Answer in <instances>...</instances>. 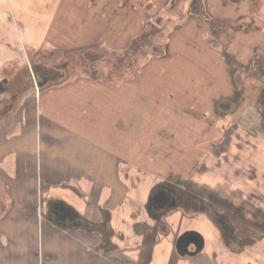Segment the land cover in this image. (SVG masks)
<instances>
[{
  "label": "crops",
  "instance_id": "crops-1",
  "mask_svg": "<svg viewBox=\"0 0 264 264\" xmlns=\"http://www.w3.org/2000/svg\"><path fill=\"white\" fill-rule=\"evenodd\" d=\"M142 1L148 4L147 0ZM202 1L208 6L211 15L227 19L230 23L229 32L233 36L228 54L244 63L255 52L264 55V0H258L255 8L250 6L252 0H242L238 4L220 0L223 3H216L217 7L214 6L215 1ZM105 3V0L86 1L89 11ZM155 3V6L157 3L160 5L157 8L159 13L169 6L170 0H162V5L160 0H155ZM76 4L72 0V6ZM139 6L140 2L134 8L140 10ZM183 6L185 3L179 8L184 9ZM196 16H191L201 31L196 39H204L202 48L206 49L207 42L214 59L218 61L217 57L222 58L221 61L229 67L226 56L211 45L212 36L208 38L207 34L212 35L213 28L210 29L208 24L202 23L199 15ZM243 20L249 21L251 26L240 28L239 24ZM184 29L177 32L186 31ZM251 42L256 43V51L247 57L246 48ZM171 46L172 42L169 48ZM11 61L19 62L20 59L11 56L8 50L0 49V73L6 71ZM228 72L230 74V70ZM105 75L79 74L72 78L66 75L63 79L47 84L42 90H36L35 96L20 95L14 106L0 116V190L4 198L0 201V264L254 263L250 253L239 251L238 243L244 248V245H251L245 248L247 250L253 248L255 242H259L261 235H264V73L245 80V87L239 89L237 86L236 90L230 87V92L234 91L230 100L221 99L218 102L223 112L230 113L234 108L233 102H243L234 118H218L213 123L210 118L206 126L199 127L200 137L191 157L193 167L182 166L181 171L178 169V173H173L176 179L158 171L157 179H150L144 189H141L137 180V168L135 173L132 171V165L137 164H133L132 160H138L140 156L137 151L132 156L131 152L122 150L132 148L134 123L129 122L123 135L118 114L121 104L116 107L109 101L98 99V96L105 99L110 95L115 96V101L119 100L120 87L107 86L106 80L111 78ZM232 77L229 81L231 84ZM249 80L254 81V86L248 85ZM86 81L98 86L94 87V94L89 95V89L80 87L86 85ZM97 82H102V86L97 85ZM187 90L179 92L178 97H182L184 92L188 93ZM227 90L223 88L222 94L227 95ZM168 95L163 107L175 101L184 103L175 99L174 93ZM190 95L194 98L193 102L185 100L189 105L186 111L196 117L211 116L208 111L210 107L201 106L199 95ZM29 99L33 102L31 104L37 116V127L34 126L32 132L26 130L22 117ZM52 102V114L58 118L63 130L48 129L46 133L51 137L58 135L62 153L42 154L41 122L43 118L46 123L52 121L49 111ZM215 124L216 134L212 130ZM161 131L168 139L160 141L164 147L171 142L180 144V129L172 131L166 125L161 128L146 127V136L148 133L149 137L154 136L151 132ZM149 143L152 146L158 141L150 137L149 141L146 140V144ZM64 144L71 155L63 151ZM29 147L33 153H28ZM169 153V148L158 151L149 161L153 162L156 155L168 160ZM184 156L179 155L178 159ZM17 171H22L18 175L20 177L29 172L30 181L27 185L19 181L22 178L14 177ZM56 176L61 177V191L57 190ZM174 180L178 182L180 200H186L187 190L195 192L201 188L200 196H195L193 200L194 203L198 202L196 205L193 201H187L196 208L191 220L170 215V212L154 217L148 210L155 187ZM195 185L198 186L194 188ZM184 203L177 207L179 211L183 209ZM219 206H223L226 212L223 213ZM159 222L166 226L165 230ZM239 223L256 224L262 234L255 236L248 233L242 235L240 240L237 238L238 242L234 243L233 236L236 234H227V229L231 227L230 230H234V225ZM215 224L220 229L225 227L224 235H220L222 231L217 230ZM189 233H193V241L199 246L195 251L185 249L187 242L185 246L180 243ZM218 242L223 246L216 247Z\"/></svg>",
  "mask_w": 264,
  "mask_h": 264
},
{
  "label": "rangeland",
  "instance_id": "rangeland-1",
  "mask_svg": "<svg viewBox=\"0 0 264 264\" xmlns=\"http://www.w3.org/2000/svg\"><path fill=\"white\" fill-rule=\"evenodd\" d=\"M86 1L75 0L77 4L72 6V0H0V44H4L0 45V49L8 50L11 56L20 59L19 62L11 61L6 71L0 73V116L2 117V114L8 112L14 106L20 95L29 94L31 96L33 94L35 96L36 90H42L47 86L46 83L40 80L35 71V67L39 63L45 65L53 59L59 63L60 68L67 72L69 78L79 74L105 73L108 78H111L106 80L107 86L120 87L119 100L116 99L115 101V96L110 95L105 99L98 96V99L100 98L104 102L109 101L110 104H114L116 107L121 104V111L118 114L123 126V135L129 122L134 123L135 132H132L135 135L131 139L132 148L122 150L123 152H131L132 156L137 151L138 156H140L137 158L138 160H132L133 164L134 162L137 163L134 164L135 167L132 165V171L135 173L137 168V180L141 189L146 187L150 179H157L158 171H162L176 179L173 173L175 171L178 173V169L181 171L182 166L186 168L193 167L192 151L198 143L201 125L206 126L210 118V122L213 123L218 118L230 119L235 117L236 111L242 106L243 102L240 101L237 104L233 102L234 108L231 113L223 112L218 102L221 99L230 100L229 98L234 93L233 90H236L237 86L240 88L244 79L239 77L238 83L233 80L231 84L229 82L231 73L228 72L230 69L221 61L222 58L217 57L218 61L214 59L213 51L210 50V45L207 42L206 49L202 48L205 45L204 39L197 40L201 31L198 29L196 21L188 13L189 3L187 2L183 6L184 9L177 12L174 10L175 16H171L169 22V20L166 21L167 12L164 11L165 8L162 10L163 12L159 11L157 13V8L160 5L157 3V6H155V0H147V5L142 0H105L106 3L103 6L93 7L90 11L87 8ZM212 1H215V7H217L216 3H220V5L223 3L220 0ZM139 2L141 3L140 10H137L134 7H137ZM257 2L258 0H252L250 2L251 8H255ZM160 4L162 5V0H160ZM149 18L154 22L153 32L158 30V33H154L153 38L150 34L151 31L148 30L149 27H147L150 23ZM158 18L162 19L158 22ZM202 23L207 25L208 22L205 23L203 20ZM183 28L186 31L177 32ZM207 35H209L208 38L212 36L210 33ZM170 41L172 46L169 48ZM254 44L256 45V43L251 42L246 48L247 57L255 50L256 46ZM86 51H89V54L90 51L94 54L103 53L104 57L94 61L84 56ZM102 82L105 81L102 80ZM102 82L96 84L102 86ZM251 82L252 80H249V86L252 85ZM85 83L86 85L80 87L89 89V95L90 93L94 94L93 89L98 86H95L92 81H86ZM235 84L237 85L235 86ZM245 84L247 85L246 81H244ZM230 87L233 88L231 92ZM186 88H188V93L184 92L182 97H178L179 92L182 93ZM223 88L228 89L227 95L222 94ZM170 93H174L175 99H179L182 103L184 101V103H175V101L170 103L169 106L165 105L168 109L163 107L162 104L164 102L166 104L167 101L165 100L170 96L168 95ZM192 93L199 95L202 107H210L208 111L211 116L207 118L196 117L186 111L189 105L185 100L193 102L194 97L190 95ZM211 95L214 97H211ZM155 99H159V101L153 102ZM27 103L22 111V117L26 130L32 132L34 126L37 127V116L33 104H31L33 102L29 99ZM52 105H54V102L49 107L52 121L46 123V119L43 118V122H41L42 154L49 152L62 153V144L58 135L51 137L46 133L48 129L63 130L59 125L58 118L52 114L54 112L51 110ZM240 110L237 112L239 113ZM162 125H166L172 131L175 128L180 129V144L171 142L170 145L164 147L165 145L160 141L168 139L162 131L151 132V135L154 136L150 137H153L158 143L152 144V146H150V143L146 144V140L149 141L150 138L149 133L146 136V127L158 126V128H161ZM216 128L217 125L215 124V128L212 129L214 134L217 133ZM127 130L129 129L127 128ZM162 133L165 135L164 138ZM28 139H30V136ZM37 146L39 148L38 143ZM106 146L109 145L106 144ZM110 146L112 147L111 143ZM135 146L136 148H134ZM115 148H117V145ZM167 148L170 152L168 160H162L156 155L153 162L149 161L158 151H166ZM27 150L28 153H33L30 147ZM63 151L71 155L65 144ZM73 154H76V152L73 151ZM179 155L185 156L178 159ZM44 162L45 157H43ZM147 170L148 175L145 176ZM21 172L17 171L14 177L22 178L23 180L19 179V181L27 185L30 181L29 172L27 175L24 174L20 177L18 175ZM55 178L57 180V190L61 191L63 187L61 177L56 176ZM189 178L193 180L192 177ZM197 186L195 185L194 188ZM196 190H199L196 191L198 194L201 192V188ZM202 192L208 194L206 191L202 190ZM186 193L189 198L188 201L195 199V194ZM1 195L0 190V201H3L4 198ZM138 195L141 198L140 189ZM195 203L194 205H196ZM182 206V210L179 211L176 208L170 211V215H177L180 218L184 216L188 220L193 219L196 208L194 209L193 205L187 202ZM178 212L181 215H178ZM240 226L242 231L239 232V237L233 236L234 243L238 242L237 238L240 240L242 235L248 233L255 234V236L262 234L261 231L257 230L258 225L256 224H241ZM215 228L222 231L220 235H224L225 227L220 229L218 224H215ZM230 228L227 229V234L235 232ZM261 236L260 241H256L252 246L253 248L247 250L245 248L251 245H244V248L243 245L238 243L239 251L250 253L251 261L254 262L243 264H264V235ZM221 246H223L222 243H216V247ZM185 247L188 250L192 245ZM239 259L241 261L240 257ZM234 263L241 264L236 261Z\"/></svg>",
  "mask_w": 264,
  "mask_h": 264
},
{
  "label": "flooded vegetation",
  "instance_id": "flooded-vegetation-1",
  "mask_svg": "<svg viewBox=\"0 0 264 264\" xmlns=\"http://www.w3.org/2000/svg\"><path fill=\"white\" fill-rule=\"evenodd\" d=\"M230 1L238 4L242 0H230ZM186 2L189 3L188 13L191 16H193L194 18H197L198 16L196 15H199V17H201L199 18L200 20L202 21L204 20L205 23L208 22L207 23L208 27H210V29L213 28V30H211V33H212L211 45L215 47L219 52H221L224 56H226L227 62L230 64L229 65L230 73L233 76L232 78L235 83H238V78L242 77L244 79L243 80V85H244L245 80L257 77L258 75H261L262 73H264V55L263 54H257V52H255L252 58L247 59L248 61L246 63L239 60V58L234 59V56H231V54H228L227 52L228 46L230 42L232 41V36H233V34L229 32L230 23L228 22L227 19H224L221 17H215L211 15V13H209L208 11V6L205 4V2L203 3L202 1L201 3V0H170L171 5L165 8V10L162 9L167 12L166 21L169 20L170 22L169 18L171 16L172 17L175 16V11L177 12L178 10L181 9L179 8V5L181 6L183 3H186ZM243 16L245 17V15ZM161 19L162 18H158L157 21L159 22ZM149 20H150V23L147 27H149L148 30L149 32L151 31L150 34H151V37L153 38L154 33H158V30L153 32L152 26L154 22L150 18ZM249 26H251V23H249V21L246 22L243 20L239 24V27L242 29H246ZM84 56L94 61H97L101 59V57H104V54L103 53L94 54L91 51L89 54V51H86L84 52ZM44 67L45 69L43 70H40L38 68V73H37V76L40 78V80L43 83H48L52 81L53 78L58 77L61 73H63V69L61 70L58 62L45 63ZM250 84H252L250 85L251 87V86H254L255 83L251 82ZM245 86L246 84L244 85V87ZM177 187H178V182L175 180L168 181L166 183L160 184L157 187H155L150 197L151 200L148 203V210L152 216L160 217L162 215L168 214L170 211L176 209L179 206V204L182 203L183 201L185 202L188 201L187 193L185 196L186 200L179 199ZM187 191H189L190 195L195 194V196H197L198 194L196 193V191L195 192L194 191L190 192V190H187ZM219 209L224 213L225 208L223 206H219ZM159 224L161 228L165 230L166 226L161 222H159ZM240 225H241L240 223L234 225L236 227V229L234 228V231L237 237H239L240 235L239 232L242 231L241 230L242 228ZM193 239H195V236L193 235V233H189L188 235H186L185 239L181 240L180 243L184 245L187 242V244L185 245L189 246L188 243L190 242L191 243L190 245H192V247H190L189 250L195 251L197 250L198 245L195 244L196 242L193 241Z\"/></svg>",
  "mask_w": 264,
  "mask_h": 264
},
{
  "label": "trees",
  "instance_id": "trees-1",
  "mask_svg": "<svg viewBox=\"0 0 264 264\" xmlns=\"http://www.w3.org/2000/svg\"><path fill=\"white\" fill-rule=\"evenodd\" d=\"M50 62H55L56 63V61H54L53 59L52 60H49V62H47V63H50ZM40 65V66H39ZM38 68L40 69V70H43V69H45V67H44V64L43 65H41L40 63L39 64H37L36 65V67H35V71L38 73ZM56 80H55V78L52 80V82H55Z\"/></svg>",
  "mask_w": 264,
  "mask_h": 264
},
{
  "label": "water",
  "instance_id": "water-1",
  "mask_svg": "<svg viewBox=\"0 0 264 264\" xmlns=\"http://www.w3.org/2000/svg\"><path fill=\"white\" fill-rule=\"evenodd\" d=\"M65 74H66V73L63 71V73H61L58 77H59L60 79H62V78H64ZM172 205H173V203H172Z\"/></svg>",
  "mask_w": 264,
  "mask_h": 264
}]
</instances>
